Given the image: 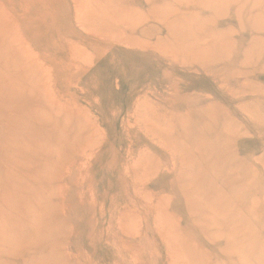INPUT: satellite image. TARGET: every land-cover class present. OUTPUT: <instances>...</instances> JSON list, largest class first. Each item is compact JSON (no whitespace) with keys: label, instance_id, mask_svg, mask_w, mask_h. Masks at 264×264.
Listing matches in <instances>:
<instances>
[{"label":"rangeland","instance_id":"obj_1","mask_svg":"<svg viewBox=\"0 0 264 264\" xmlns=\"http://www.w3.org/2000/svg\"><path fill=\"white\" fill-rule=\"evenodd\" d=\"M0 264H264V0H0Z\"/></svg>","mask_w":264,"mask_h":264}]
</instances>
